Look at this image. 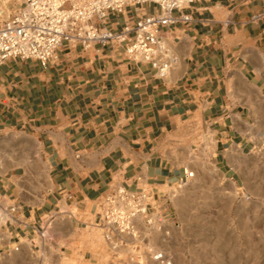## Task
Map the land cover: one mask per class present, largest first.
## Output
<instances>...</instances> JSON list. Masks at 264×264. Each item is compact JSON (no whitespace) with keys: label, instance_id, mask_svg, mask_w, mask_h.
<instances>
[{"label":"crops","instance_id":"obj_1","mask_svg":"<svg viewBox=\"0 0 264 264\" xmlns=\"http://www.w3.org/2000/svg\"><path fill=\"white\" fill-rule=\"evenodd\" d=\"M20 5L6 0L4 15ZM140 8L101 24L119 30L158 9ZM262 11L264 0H195L189 20L162 28L176 58L163 77L115 45L65 43L45 65L0 63V199L15 207L3 210L0 264H115L129 236L106 241L96 225L106 193L166 195L168 215L193 143L222 170L231 149L250 150L264 98Z\"/></svg>","mask_w":264,"mask_h":264},{"label":"rangeland","instance_id":"obj_2","mask_svg":"<svg viewBox=\"0 0 264 264\" xmlns=\"http://www.w3.org/2000/svg\"><path fill=\"white\" fill-rule=\"evenodd\" d=\"M255 121L253 147L231 149L223 170L193 143L191 168L171 189V213L139 223L115 264H264V98ZM4 221L0 210V236Z\"/></svg>","mask_w":264,"mask_h":264},{"label":"built area","instance_id":"obj_3","mask_svg":"<svg viewBox=\"0 0 264 264\" xmlns=\"http://www.w3.org/2000/svg\"><path fill=\"white\" fill-rule=\"evenodd\" d=\"M5 1L0 0V63L19 57L35 58L45 65L55 59L65 43L83 48L115 45L123 46L129 58L150 64L163 77L176 58L161 35L162 28L178 20H189L183 10L195 0H18L21 5L7 16ZM146 2L156 4L158 9L124 22L119 30L101 24L109 12L123 13L128 6L138 11ZM175 10L180 13L174 14ZM263 15L264 11L257 17ZM166 202V195L119 186L101 198L96 225L106 241L120 234L136 237L139 223L153 225L161 221V204ZM14 208H3L0 199L2 212ZM39 233L44 235V230ZM154 257L162 259V254L158 252Z\"/></svg>","mask_w":264,"mask_h":264}]
</instances>
